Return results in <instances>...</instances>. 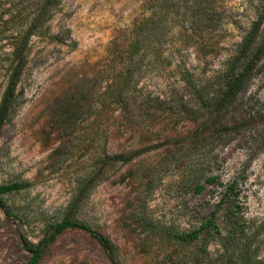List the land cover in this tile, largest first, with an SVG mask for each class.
<instances>
[{
  "label": "rangeland",
  "instance_id": "rangeland-1",
  "mask_svg": "<svg viewBox=\"0 0 264 264\" xmlns=\"http://www.w3.org/2000/svg\"><path fill=\"white\" fill-rule=\"evenodd\" d=\"M163 1L0 0V98L18 70L0 128V186H23L0 197V264H26L23 245L65 218L76 227L37 264H194L220 253L218 238L173 237L212 212L221 236L234 222L254 250L256 231L264 258V127H248L264 111V65L226 108L228 132L213 134L205 115L163 112L182 69H217L224 41L238 38L214 36L218 49L174 35L166 59L133 57L135 27ZM126 81L127 95H116ZM225 191L236 207L220 202Z\"/></svg>",
  "mask_w": 264,
  "mask_h": 264
},
{
  "label": "trees",
  "instance_id": "trees-1",
  "mask_svg": "<svg viewBox=\"0 0 264 264\" xmlns=\"http://www.w3.org/2000/svg\"><path fill=\"white\" fill-rule=\"evenodd\" d=\"M240 4L242 7H233L228 0H164L157 13H152L137 24L134 29L136 37L129 46V53L133 57L154 53L166 59L176 51L171 50V39L174 35L193 39L192 46L201 47L210 42L219 49L221 45L214 36L228 38L232 37L234 32L238 34L237 41H224V45L229 48L217 69L198 75L182 69L179 72L181 90L169 91L167 95L174 96L160 102L163 112L181 113L196 118L207 116L208 130L215 135L230 131L232 122L227 117L226 108L240 92L252 71H256L261 64L264 65V0H245ZM17 72L15 69L10 76L0 98V128L13 100ZM127 86L128 81L123 82L116 95H127ZM182 95H188L187 99L183 100ZM116 103L121 105L123 110L127 109L128 104L124 98L119 96ZM254 126L255 129L264 127V111L257 112L255 124L248 125L249 128ZM213 181L214 178L207 179L208 183ZM22 188V185L0 186V197ZM202 190V186H197L194 192L199 194ZM234 201L235 196L230 191H225L220 199L221 203L236 207ZM74 227L76 224L65 218L53 225L47 236L35 245H23L29 254L26 264H37L39 251L53 243L62 231ZM202 229L211 230L218 238L220 253L211 256L206 252L204 259H196L194 264H264V258L259 256L257 232L255 231V250L244 231L238 230L234 222L228 223L225 235L221 236L214 224V212L198 229L175 235L173 239L181 243L194 241Z\"/></svg>",
  "mask_w": 264,
  "mask_h": 264
}]
</instances>
